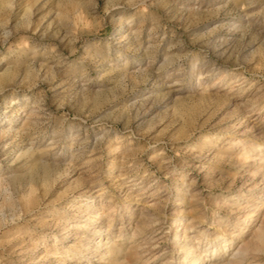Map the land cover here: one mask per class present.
Returning a JSON list of instances; mask_svg holds the SVG:
<instances>
[{"label": "rangeland", "instance_id": "obj_1", "mask_svg": "<svg viewBox=\"0 0 264 264\" xmlns=\"http://www.w3.org/2000/svg\"><path fill=\"white\" fill-rule=\"evenodd\" d=\"M203 247L264 264V0H0V264Z\"/></svg>", "mask_w": 264, "mask_h": 264}, {"label": "bare ground", "instance_id": "obj_2", "mask_svg": "<svg viewBox=\"0 0 264 264\" xmlns=\"http://www.w3.org/2000/svg\"><path fill=\"white\" fill-rule=\"evenodd\" d=\"M171 225H172V224H171ZM255 236H256V238H258V239H262V236H263V235H262V230H261V228L257 231V233L255 234ZM187 240H189V236H188V235H184V241H185V242H184V245H187V243H188ZM209 242H210V241H209ZM209 242L204 243L203 246H205V245H206L207 243H209ZM211 242H212V241H211ZM211 242H210V243H211ZM223 242H225V240H224ZM201 246H202V245H201ZM208 246H209V245H208ZM146 247H147V246H146ZM182 247H183V246H182ZM187 247H188V246H187ZM187 247H186V248H187ZM192 247H193V246H192ZM183 248H184V247H183ZM193 248H194V247H193ZM207 249H208V247H203V249L199 252L198 255L194 254L193 256H190V258L187 260V261H189V262H187V263H189V264H197L199 258L202 259L204 255L207 256V253H206V252L204 253V255H202V257H201V255H200L201 252L207 251ZM192 250H195V249H192ZM208 251H209V250H208ZM208 251H207V252H208ZM186 252H187V251H186ZM186 252H185V253H186ZM189 252H190V251H189ZM189 252H188V253H189ZM185 253H184V255H186ZM188 253H187V254H188ZM213 253H214V255H215V252H213ZM183 257H184V256H183ZM213 257H214V256H213ZM171 258H172V257H171ZM176 258H177V257H176ZM212 259H213V258H212ZM183 260H184V259H183ZM184 261H185V260H184ZM185 262H186V261H185Z\"/></svg>", "mask_w": 264, "mask_h": 264}]
</instances>
